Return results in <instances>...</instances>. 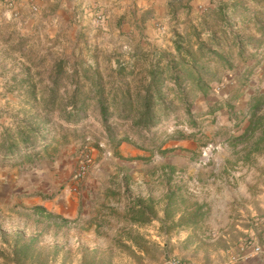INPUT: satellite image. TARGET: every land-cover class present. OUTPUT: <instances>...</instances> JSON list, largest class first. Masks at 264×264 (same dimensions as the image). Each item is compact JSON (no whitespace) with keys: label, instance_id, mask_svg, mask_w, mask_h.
I'll use <instances>...</instances> for the list:
<instances>
[{"label":"rangeland","instance_id":"rangeland-1","mask_svg":"<svg viewBox=\"0 0 264 264\" xmlns=\"http://www.w3.org/2000/svg\"><path fill=\"white\" fill-rule=\"evenodd\" d=\"M222 3L236 6L233 16L247 8V15L264 20L262 4L253 0H135L112 21L100 7L91 12L85 3L58 24L37 23L23 32L6 24L0 144L19 130H34L46 145L15 157L0 153V249L10 255L3 242L13 244L19 234L36 240L25 262L0 258V264H165L170 258L227 264L241 255L243 244L264 245V142L258 144L261 133L238 140L253 108L264 104V61L249 78L255 59L225 71L222 83L196 100V126L177 112L152 132L136 130L114 114L109 133L90 84L101 77L106 96L118 88L134 93L138 73L157 54L173 51L175 35L194 41L192 26ZM254 23L241 22L236 32L257 37ZM59 63L68 75L62 99L71 97L78 81L88 99L86 118L77 125L61 119L59 109L44 110ZM124 137L129 141L118 144ZM36 161L40 171L49 164L51 176L32 175ZM82 161L87 173L76 180ZM41 193L52 204L75 197L76 216L48 218L25 204ZM170 193L184 203L170 211L175 218L165 219ZM137 199L148 210L144 225L135 224L130 213ZM198 207L206 216L197 229L173 227L182 210Z\"/></svg>","mask_w":264,"mask_h":264},{"label":"trees","instance_id":"trees-1","mask_svg":"<svg viewBox=\"0 0 264 264\" xmlns=\"http://www.w3.org/2000/svg\"><path fill=\"white\" fill-rule=\"evenodd\" d=\"M253 1L261 3L264 8V0ZM235 10L236 6L229 3H222L214 9L207 10L200 21L192 26L191 35L194 41L176 34L173 51L157 54L149 66L138 73L134 93L130 88L126 90L118 88L111 97L106 96L103 79L98 77L92 81L90 84L97 95V108L106 130L109 133L112 131L110 119L114 114L124 122L131 123L132 128L147 132H152L172 118H177V112L184 113L189 119V124L196 126V115L193 112L196 100L200 96H208L214 85L221 84L225 71L232 69L237 61L248 64L255 59V64L246 72V77L249 78L255 66L264 61V20L259 14L247 15L249 12L247 8H242L243 11L238 17L233 16L232 12ZM261 15L264 16V12ZM252 21L255 22L258 38L247 39L236 32L237 24L241 22L251 24ZM62 64L59 63L55 67V76L50 87L52 98L45 102L44 110L53 113L54 109H59L61 119L68 124L77 125L86 118L88 99L84 97L79 81L75 83L71 97L65 101L62 99V95L68 93L65 90L62 94L63 80L67 75ZM95 74L98 75V72ZM85 75L88 76L87 71ZM86 78L89 80V77ZM57 97L61 101L57 102ZM257 133H261L258 144L264 142V104L261 102L253 108L250 123L238 140L252 138ZM191 137L193 136L185 138ZM6 141L3 147L0 144L2 147L0 153L4 158L19 156L36 145L42 144L43 147L46 145L45 138L34 130L33 132L19 130L15 137L7 138ZM128 141L126 137L120 138L118 144ZM183 203L184 200L179 202L175 193H170L166 198L165 219L175 218L176 214H170V211L175 207L180 211ZM34 209L45 217H58L43 207L37 206ZM201 209L202 207H198L194 212L182 210L173 227L197 229L201 219L206 216ZM130 213L135 224L144 225L149 220L148 210L141 199L135 201V208H132ZM35 243L36 240H25L21 234L15 237L13 244L5 239L3 244L11 249V254L7 255L0 249V258L25 262Z\"/></svg>","mask_w":264,"mask_h":264},{"label":"crops","instance_id":"crops-1","mask_svg":"<svg viewBox=\"0 0 264 264\" xmlns=\"http://www.w3.org/2000/svg\"><path fill=\"white\" fill-rule=\"evenodd\" d=\"M134 2L135 0H17L14 5H11L9 0H0V53L4 49V40L8 33L5 29L6 24H15L17 32L33 28L37 23L53 22L52 24H58L83 10L85 3H88V7L91 5V12L93 9L97 12V7H100V10L104 11L106 17L112 21L113 17H117L122 13L120 10L123 6L125 8V6L132 4V7H134ZM0 80L2 79L0 78ZM38 163L36 161L33 164L35 170L39 166ZM46 167L49 170L40 171L37 169L32 175H37L40 179L48 178L52 173L49 164ZM25 204L31 205V208L43 207L47 212L53 215H61L64 219L76 216L75 197H67L61 203L55 202L52 204L51 198L46 193H41L28 198ZM53 205H56L54 209ZM240 251L242 252L241 255L227 264H264V259L253 255L251 248L246 247V244L240 247Z\"/></svg>","mask_w":264,"mask_h":264},{"label":"built area","instance_id":"built-area-1","mask_svg":"<svg viewBox=\"0 0 264 264\" xmlns=\"http://www.w3.org/2000/svg\"><path fill=\"white\" fill-rule=\"evenodd\" d=\"M17 0H9L11 5H14ZM89 162V161H86ZM87 173V164L82 161L77 169L75 174V179L80 180ZM251 253L255 256H259L264 259V247L259 245H253L251 249ZM165 264H191L185 260L179 258H170L165 262Z\"/></svg>","mask_w":264,"mask_h":264}]
</instances>
